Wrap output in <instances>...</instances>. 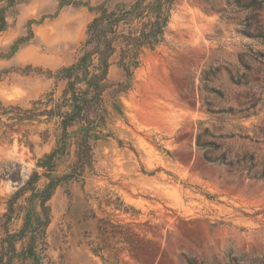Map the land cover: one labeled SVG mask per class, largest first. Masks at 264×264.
Returning a JSON list of instances; mask_svg holds the SVG:
<instances>
[{"label": "rangeland", "instance_id": "obj_1", "mask_svg": "<svg viewBox=\"0 0 264 264\" xmlns=\"http://www.w3.org/2000/svg\"><path fill=\"white\" fill-rule=\"evenodd\" d=\"M71 1L78 3L26 0L8 12L9 28L0 34L5 104L30 105L55 86L49 71L80 54L90 7L106 0ZM118 1L131 0L110 5ZM233 1L214 0L225 15L202 0L177 1L167 43L143 56L122 96L128 123L117 121L116 136L123 146L99 143L94 173L59 185L48 202L46 264H264V183L227 175L197 146L209 127L231 154L248 152L264 163V0L252 8ZM202 77L217 92L206 91ZM110 78L122 81L124 73L113 65ZM230 108L247 110L223 111ZM33 131L31 149L22 129L0 126V215L51 149ZM17 170L20 179H13ZM99 218L123 225L137 246L118 235L102 259L93 251Z\"/></svg>", "mask_w": 264, "mask_h": 264}, {"label": "trees", "instance_id": "obj_2", "mask_svg": "<svg viewBox=\"0 0 264 264\" xmlns=\"http://www.w3.org/2000/svg\"><path fill=\"white\" fill-rule=\"evenodd\" d=\"M25 1L0 0V34L9 28L8 12L15 11ZM111 1L90 7L93 17L87 24L80 54L71 65L55 73L49 71L55 78V86L50 91L28 106L5 104L0 100V126L22 129L21 141L24 139L31 149L35 144L29 139L32 127L41 146L52 142L51 149L37 158L36 167L41 171H34L7 199L6 210L0 215V264H46L47 229L52 217L49 200L59 185L85 182L94 173L95 148L99 143L115 139L123 146V140L116 136L117 121L128 123L122 96L133 88L134 75L142 65L143 56L167 43L169 24L178 0L118 1L113 6ZM202 1L225 15L226 9L217 8L214 0ZM62 2L63 5L78 3ZM233 3L242 8L258 5L256 0L246 3L234 0ZM22 41L24 38L12 47L11 53L18 50ZM113 65L123 71L122 81L110 78ZM205 79L208 78L202 77V81ZM208 81L203 82V88L217 92ZM60 82L63 83L61 88ZM246 110L223 111L241 115ZM208 111L212 110L208 108ZM197 146L206 162L223 165L227 175L245 176L264 183V163H258L248 152L231 154L233 148L219 142L209 127L198 133ZM10 176L20 179V170ZM42 178L47 182L40 186ZM96 231L98 242L93 251L106 261L103 253L111 238L120 235L122 240L118 242H127L132 247L138 244L124 231L123 225L110 220L99 218Z\"/></svg>", "mask_w": 264, "mask_h": 264}]
</instances>
